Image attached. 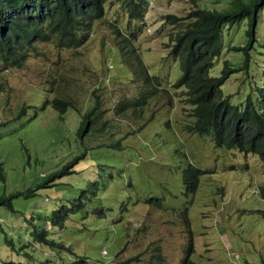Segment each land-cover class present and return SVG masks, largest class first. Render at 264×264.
Wrapping results in <instances>:
<instances>
[{"label": "rangeland", "instance_id": "374dc122", "mask_svg": "<svg viewBox=\"0 0 264 264\" xmlns=\"http://www.w3.org/2000/svg\"><path fill=\"white\" fill-rule=\"evenodd\" d=\"M150 1L153 6L140 23L128 20L119 0H104L103 16L92 22L82 44L73 48L60 47L55 39L38 41L22 66L0 64V195L13 193L11 208L0 204V264L44 259L62 264L79 256L87 264H180L188 229L187 254L197 264H264L260 158L215 146L210 135L186 128L193 117L182 106L181 88L172 87L178 61L163 46L167 34L185 23L171 26L162 21L163 13L184 15L193 5L227 10L240 0ZM110 23L125 34L134 30L137 56L148 73L160 77L159 89L139 114L115 108L140 88L120 58ZM247 27L246 17L222 27L220 50L208 69L209 75H218L224 60L238 67L243 51L230 46L248 44L247 68L230 72L220 85L233 103H241L264 80V6L252 40ZM53 96L70 99L73 106L58 112L43 102ZM91 116L94 126H103L77 134L80 121ZM81 152L73 170L53 185L33 195L14 194ZM188 164L201 172L194 189L185 193L182 171ZM90 181L95 194L83 208L69 214L62 228L51 226L50 210L76 197ZM32 225L48 226L49 236L69 249L33 241Z\"/></svg>", "mask_w": 264, "mask_h": 264}, {"label": "trees", "instance_id": "16d2710c", "mask_svg": "<svg viewBox=\"0 0 264 264\" xmlns=\"http://www.w3.org/2000/svg\"><path fill=\"white\" fill-rule=\"evenodd\" d=\"M104 0H0V64L2 68L8 66H22L31 51L35 50L37 41L55 39L60 47H76L82 44L91 31L92 22L103 16ZM128 20H140L147 0H119ZM195 4L197 0H188ZM264 6V0H249L235 2L230 9L218 10L214 8H201L193 5L184 15L164 13V21L175 25L185 22L181 28L167 35V55L178 61L179 74L172 82V87L181 88L182 106L187 105L188 116H192L186 128L198 135H210L213 144L225 149H236L240 152L255 153L260 158L264 169V80L255 86V91L247 93L241 103L230 101L231 93L224 94L220 85L230 72L246 69L248 65V44L233 45L232 49L243 51V60L238 67H231L226 60L223 61L218 75H209L208 69L213 64V58L220 50L222 27L240 21L246 17L248 27L246 33L249 40L253 39L254 26L259 10ZM114 33L113 40L119 51L123 63L129 68L133 77L140 82V89L132 99H123L117 103V109H130L131 112L141 113L142 105L159 89L160 77L149 75L141 56H137V48L132 44L134 30L127 34L121 33L117 27L110 23ZM138 29V28H137ZM127 48H123V45ZM264 47V44H263ZM264 73V72H263ZM167 89H165L166 91ZM58 112L65 111L73 106L72 100L53 96L49 100ZM168 101V100H167ZM86 111L90 114L96 107ZM23 111V107L16 115ZM83 118L77 129V134L90 130L95 132L100 125L94 126L93 119ZM142 123L141 125H143ZM103 126V124H102ZM118 143V141H116ZM81 152L62 164L59 168L42 175V180L26 188L23 192L14 194L33 195L39 187L50 186L54 180L62 175L69 174L73 165L81 157ZM70 166V169L68 168ZM201 172L199 167L188 164L183 168V185L185 193L191 192L196 184L197 176ZM95 182L86 183L80 188L78 195L66 202L59 203L50 210L46 216L51 226L62 228L69 214L80 211L84 200L95 194ZM259 194L264 197V185L260 186ZM0 195V204L10 207V197ZM150 200V199H148ZM48 226L32 225L29 235L33 241L49 248L60 250L69 249L60 241L49 236ZM6 236V235H5ZM10 248H14L11 239H5ZM191 247V234L188 229L185 255L180 264H197L187 254ZM15 249V248H14ZM24 257H29L25 251ZM5 264H50L48 259L38 261L7 260ZM62 264H87L84 257L79 256L72 261Z\"/></svg>", "mask_w": 264, "mask_h": 264}, {"label": "clouds", "instance_id": "9594fccd", "mask_svg": "<svg viewBox=\"0 0 264 264\" xmlns=\"http://www.w3.org/2000/svg\"><path fill=\"white\" fill-rule=\"evenodd\" d=\"M153 6V4H152V2L150 1V0H147V3H146V5H145V8H144V11H143V15H142V18H144V13H145V11L149 8V7H152ZM169 13V12H168ZM164 14V13H163ZM162 14V15H163ZM162 15H161V18H162V21H164V19H163V17H162ZM142 18L140 19V20H136L137 22H142ZM130 20H133V19H130ZM165 23H167L166 21H164ZM168 24V23H167ZM169 25H171V24H169ZM176 25V24H175ZM171 26H174V25H171ZM145 28H148V26L146 25L145 26ZM176 30V29H175ZM174 31V30H173ZM173 31H171V32H173ZM171 32H169V33H171ZM122 33V32H121ZM125 34V33H124ZM168 35V34H167ZM253 35H254V32H253ZM38 42V41H37ZM167 42V41H166ZM164 46V45H163ZM167 48V47H166ZM138 51V50H137ZM167 51H168V48H167ZM149 75H155V74H150V73H148ZM138 83V85H139V88H140V82L138 81L137 82ZM138 93V92H137ZM137 95V94H136ZM132 99V98H131ZM129 100V99H128ZM117 104V103H116ZM115 108H116V111H118V109H117V105L115 106ZM132 113H134V112H132ZM142 124V123H141ZM104 250V249H103Z\"/></svg>", "mask_w": 264, "mask_h": 264}]
</instances>
